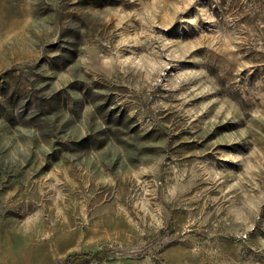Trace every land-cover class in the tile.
I'll return each instance as SVG.
<instances>
[{
    "label": "rangeland",
    "instance_id": "374dc122",
    "mask_svg": "<svg viewBox=\"0 0 264 264\" xmlns=\"http://www.w3.org/2000/svg\"><path fill=\"white\" fill-rule=\"evenodd\" d=\"M0 264H264V0H0Z\"/></svg>",
    "mask_w": 264,
    "mask_h": 264
},
{
    "label": "trees",
    "instance_id": "16d2710c",
    "mask_svg": "<svg viewBox=\"0 0 264 264\" xmlns=\"http://www.w3.org/2000/svg\"><path fill=\"white\" fill-rule=\"evenodd\" d=\"M102 257H103L102 253L100 251H98L96 253L83 252V253L74 254L72 263L78 262L82 259H87V258L101 259ZM67 262H68V258H67Z\"/></svg>",
    "mask_w": 264,
    "mask_h": 264
}]
</instances>
